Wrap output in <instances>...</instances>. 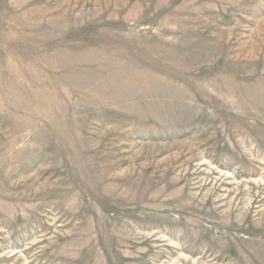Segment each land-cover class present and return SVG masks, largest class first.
Returning a JSON list of instances; mask_svg holds the SVG:
<instances>
[{"label": "rangeland", "instance_id": "rangeland-1", "mask_svg": "<svg viewBox=\"0 0 264 264\" xmlns=\"http://www.w3.org/2000/svg\"><path fill=\"white\" fill-rule=\"evenodd\" d=\"M0 264H264V0H0Z\"/></svg>", "mask_w": 264, "mask_h": 264}]
</instances>
